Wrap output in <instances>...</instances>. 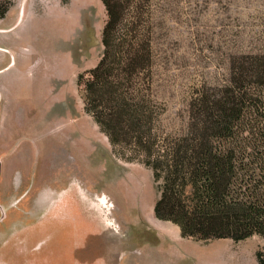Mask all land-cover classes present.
<instances>
[{"label": "rangeland", "instance_id": "1", "mask_svg": "<svg viewBox=\"0 0 264 264\" xmlns=\"http://www.w3.org/2000/svg\"><path fill=\"white\" fill-rule=\"evenodd\" d=\"M62 4L0 36L19 58L0 73V264H258L259 235L198 241L155 216L152 170L117 154L77 83L103 52L106 9ZM17 17L12 10L5 24ZM148 18L160 128L181 135L192 99L225 90L235 63L264 54V0H151ZM251 90L264 103V85Z\"/></svg>", "mask_w": 264, "mask_h": 264}, {"label": "trees", "instance_id": "2", "mask_svg": "<svg viewBox=\"0 0 264 264\" xmlns=\"http://www.w3.org/2000/svg\"><path fill=\"white\" fill-rule=\"evenodd\" d=\"M150 1L101 0L103 52L77 79L85 111L117 154L152 170L154 214L177 225L182 237L264 241V103L250 95L264 85V54L235 63L229 87L192 99L186 132L167 134L160 128L165 107L152 92ZM12 6L0 0V21ZM245 132L254 139L241 138ZM256 259L264 264V246Z\"/></svg>", "mask_w": 264, "mask_h": 264}, {"label": "crops", "instance_id": "3", "mask_svg": "<svg viewBox=\"0 0 264 264\" xmlns=\"http://www.w3.org/2000/svg\"><path fill=\"white\" fill-rule=\"evenodd\" d=\"M13 2V6L11 7L10 11L6 15V17L0 21V36L2 39L5 34L9 32H13L15 28L22 25L26 20H35L40 18L41 16H46L51 14L52 12L63 13L66 11L67 6L63 5L62 2L64 0H11ZM59 2V3H58ZM12 10H16L18 13V17L15 22L11 24H5L6 20L8 19L9 14ZM4 54L11 55V60L7 64L0 65V73H9L17 68L19 58L15 54L14 50L8 46H3L0 44V59ZM37 60H35L36 62ZM1 113V111H0ZM51 124V123H50ZM64 125L66 126L65 121H61L59 123H52L50 130L53 131H60ZM167 222V221H166ZM174 228L180 231V228L171 223Z\"/></svg>", "mask_w": 264, "mask_h": 264}]
</instances>
